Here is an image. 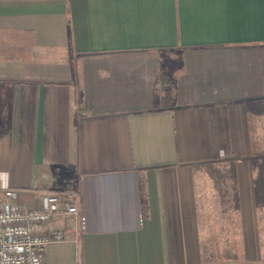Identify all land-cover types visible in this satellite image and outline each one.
I'll use <instances>...</instances> for the list:
<instances>
[{
    "label": "crops",
    "instance_id": "1",
    "mask_svg": "<svg viewBox=\"0 0 264 264\" xmlns=\"http://www.w3.org/2000/svg\"><path fill=\"white\" fill-rule=\"evenodd\" d=\"M9 188L47 264H264V0H0Z\"/></svg>",
    "mask_w": 264,
    "mask_h": 264
},
{
    "label": "built area",
    "instance_id": "2",
    "mask_svg": "<svg viewBox=\"0 0 264 264\" xmlns=\"http://www.w3.org/2000/svg\"><path fill=\"white\" fill-rule=\"evenodd\" d=\"M18 196L19 192L11 188L0 196V264H47L48 245L63 240L64 232L46 233L38 226L57 216L78 215L75 228H85L86 217L79 211L77 192L50 191L30 207L20 204Z\"/></svg>",
    "mask_w": 264,
    "mask_h": 264
}]
</instances>
